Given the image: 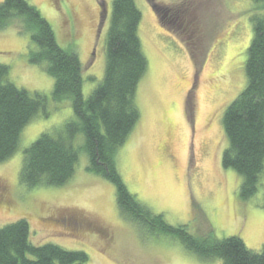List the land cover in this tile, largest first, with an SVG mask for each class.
I'll use <instances>...</instances> for the list:
<instances>
[{"label": "rangeland", "instance_id": "374dc122", "mask_svg": "<svg viewBox=\"0 0 264 264\" xmlns=\"http://www.w3.org/2000/svg\"><path fill=\"white\" fill-rule=\"evenodd\" d=\"M113 1L29 0L52 25L59 45L79 55L85 99L105 76ZM135 1L148 73L136 98L141 119L118 151L123 182L167 224L219 241L236 236L260 252L264 174L257 193L242 200V178L222 166L228 146L222 118L247 86L251 19L261 15L264 0ZM20 30L14 23L0 31V65L10 69L8 82L46 102L24 128L18 151L0 164V228L26 220L32 244L83 252L89 264H222L202 261L178 240L124 220L114 185L87 170L83 135L74 143L79 161L68 184L26 187L24 151L44 133L58 137L75 118L71 100L53 101L54 80L44 65L29 62V36Z\"/></svg>", "mask_w": 264, "mask_h": 264}, {"label": "trees", "instance_id": "16d2710c", "mask_svg": "<svg viewBox=\"0 0 264 264\" xmlns=\"http://www.w3.org/2000/svg\"><path fill=\"white\" fill-rule=\"evenodd\" d=\"M261 15L251 19L253 38L247 50V86L226 108L224 137L228 143L222 166L241 178L239 196L252 198L264 174V6ZM106 39V67L102 83L88 99L84 98V77L79 55L62 48L52 25L29 0H3L0 3V31L17 23L21 35L29 36V62L44 65L54 80L53 101H72L74 120L58 137L42 134L23 154L21 180L27 188L62 187L75 175L79 151L74 143L84 137L87 170L116 189L121 217L155 235L170 236L202 261L222 264H264L260 252L249 250L242 239L233 236L215 240L192 235L187 226L173 227L163 216L152 212L130 194L118 170V151L127 143L141 119L137 92L148 73V60L140 39L142 13L135 0H114ZM10 69L0 65V164L19 149L24 128L44 108L46 99L30 94L8 82ZM188 109L190 98L187 100ZM190 117V116H189ZM191 118V117H190ZM26 220L0 228V264H89L83 252L66 251L53 244L34 245Z\"/></svg>", "mask_w": 264, "mask_h": 264}]
</instances>
